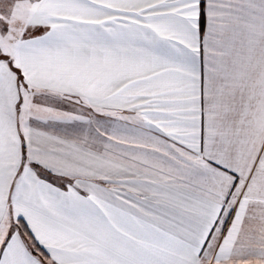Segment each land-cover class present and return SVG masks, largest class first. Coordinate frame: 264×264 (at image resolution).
I'll return each instance as SVG.
<instances>
[{
	"label": "snow or ice",
	"instance_id": "snow-or-ice-1",
	"mask_svg": "<svg viewBox=\"0 0 264 264\" xmlns=\"http://www.w3.org/2000/svg\"><path fill=\"white\" fill-rule=\"evenodd\" d=\"M0 264H264V0H0Z\"/></svg>",
	"mask_w": 264,
	"mask_h": 264
}]
</instances>
